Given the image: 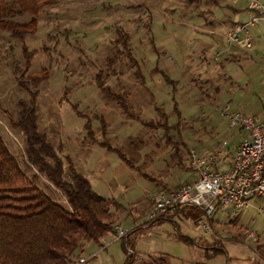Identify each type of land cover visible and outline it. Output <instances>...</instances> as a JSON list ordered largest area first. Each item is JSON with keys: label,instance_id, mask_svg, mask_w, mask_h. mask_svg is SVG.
I'll list each match as a JSON object with an SVG mask.
<instances>
[{"label": "rangeland", "instance_id": "obj_1", "mask_svg": "<svg viewBox=\"0 0 264 264\" xmlns=\"http://www.w3.org/2000/svg\"><path fill=\"white\" fill-rule=\"evenodd\" d=\"M245 4L247 0H48L34 16L35 32L27 34L24 39L15 38L0 28V134L26 176L36 178L39 187L54 201L71 209L64 192L29 161L21 132L12 125L16 122V113L27 106L33 108L37 130L47 136L61 158L65 178L68 179L71 165L88 178L99 194L118 201L120 204L114 211L126 229L133 226V221L136 225L145 224L143 212L147 213L152 207L150 192L165 182L178 185L190 177L191 170L169 156L174 147L184 158L187 156L186 149L215 155L217 161L214 166L217 169L228 161L229 155V165L235 150L230 154V149L240 140L244 130L231 126L219 108L229 104L231 109L240 110L256 119L262 118L264 110L261 117L258 115L264 108V18L247 27L254 39L247 51L236 43L228 44L240 50L235 51V55L238 54L242 63L230 62L226 70L228 75H231L230 69L244 73L239 83L233 85L231 77L221 80L218 73H213L212 78L222 89L219 98V89L210 90L213 102L200 100L199 104L197 94L176 97L185 119L180 124L178 136L170 130L172 141L169 142L172 143L165 141V131L158 124L161 121L155 124L158 129H152L136 118L125 119L117 107L103 99L95 86L94 75L97 68L104 66L103 59L110 52L112 44L109 41L113 42L116 38L115 30L126 32L132 53L144 74V81L130 71L128 76L122 74L121 81L116 84L113 79L107 80L127 91L126 98L131 104L132 113L139 112V117L145 121L154 115L156 121L158 116L148 102L159 99L165 107L171 103L168 97H163L168 96L170 85L167 88L163 76L151 72L154 65L169 56L180 63L187 45L189 49H193L196 42L208 46L209 40L191 24L193 21L197 25L202 22L199 15L205 14L203 19L206 21L211 10L216 17H227L221 14V8L233 13L232 8L237 6L242 7L238 9L239 22H248L243 7ZM200 10L204 12L200 13ZM180 18L185 21L184 24L175 22ZM30 19L29 13L13 17L18 22H28ZM198 26L209 27L208 23ZM184 32L186 35L182 36ZM152 44L156 46L155 51ZM24 48L33 51L29 63L23 55ZM213 64L216 72L221 74L216 60ZM196 71L192 68L187 74L192 79L198 74ZM167 73L170 77L175 74ZM229 99L231 103L227 102ZM247 102L251 103L250 107L246 106ZM100 116L106 123L107 132L103 137L107 138L104 139L126 156H141L139 159L142 161L137 167H128L114 150L107 151L91 142L83 123L89 119L90 129L95 130L96 138L104 141L99 137V130H104L99 128ZM144 159L147 162L142 165ZM244 220L245 225L259 235V241L256 234L249 235L250 245L238 251L239 256L243 257L240 259L242 261L249 255L256 262L254 264H264V209L254 213L247 211ZM197 225L200 227V221ZM109 233L112 236L113 232ZM182 243L173 239L165 250L175 257L171 264H197L195 259L203 258L198 248ZM108 245V241H103L100 247ZM140 246V250H146V242L142 238ZM246 250L250 254L247 255ZM88 257H82L80 261ZM152 258L154 255L145 254L132 264H152ZM221 259L225 258L219 256L214 262L225 264L226 259Z\"/></svg>", "mask_w": 264, "mask_h": 264}, {"label": "trees", "instance_id": "obj_2", "mask_svg": "<svg viewBox=\"0 0 264 264\" xmlns=\"http://www.w3.org/2000/svg\"><path fill=\"white\" fill-rule=\"evenodd\" d=\"M47 1L0 0V28L5 29L15 38L24 39L27 34L35 32L36 22L33 20L34 16L47 4ZM26 13L31 14V19L28 22L13 20L14 16ZM115 32L116 38L113 42L109 41V43H112L110 52L103 59L104 66L97 68L94 75L97 90H99L103 99L119 109L125 119L128 117L136 118L144 126L152 129H158L155 124L161 121L158 124L159 128L162 127L163 131H165V141L172 143L169 142L172 141L170 130L178 136L180 134V124L185 119L183 116L184 112L180 109L176 97L179 98L184 95L191 97V95L197 94L199 98L196 100H198L199 104H201L200 100L211 103L213 99L210 96V90L219 89L217 94L219 98L222 89L216 84L212 76L204 78L200 74L196 75L195 78L189 79L183 85L175 83L168 75L167 70L164 71V69L160 68L157 62L151 72L162 75L167 88L170 85L168 96L164 95L163 97H165L164 99L168 97L171 104L165 107L163 106L164 103L160 102L159 99L148 102L150 108L156 112L158 119L155 121V116L153 115L148 120H143V118L139 117V112H135V114L131 112V104L126 98L128 96L127 91L120 86L115 87L107 80L113 79L116 84V82L121 81L122 74H127L126 76H128L130 71L140 81H144V74L140 69V64L132 53L129 36L120 29H116ZM151 46L152 50L155 51L156 46L154 44ZM32 52V50L27 51L24 48L23 55L26 56L27 63L30 61ZM243 75L244 73L242 78ZM105 77L106 79H104ZM144 88L147 87L144 86ZM158 101L160 102L159 104ZM16 114V122L12 125L21 132L29 161L36 166L39 172L45 174L50 182L64 192L71 209H67L54 201L39 187L36 183V178L26 176L25 171L21 168L18 160L0 134V264L82 263L83 260L80 261V259H83L81 254L88 244L100 247L105 240L104 237L107 234L110 235L109 232L115 231V226L123 227L119 216L114 211L120 203L114 198L99 194L88 178L71 165H69L67 173L68 179L65 178L61 158L57 155L47 136L36 128L33 108L27 106L20 109ZM99 121V128L104 129L102 131L99 130V137H102L104 141L96 138L95 130L92 131L90 129L89 119H86L83 123V127L88 130L86 133L89 132L91 142L97 143L98 146L107 151L114 150L115 154L128 167H137L140 164L139 162L142 161L139 159L141 156H126L118 148L111 147L110 143L104 139L107 137H103L107 132L105 119L100 116ZM176 148L174 147L173 152L169 156L176 158L181 166L191 170V176L188 179H183V181H188L193 178L195 173L190 166L192 154L193 152L200 154V152L186 149L185 153L187 156L184 158ZM147 159L149 158L147 157ZM145 162H147L146 159L141 162L142 165ZM187 162L189 164H186ZM178 185L168 186L164 183L161 184V187H157L150 192L151 206L154 202L153 196L158 190H170ZM189 208L193 210L195 207ZM182 209L184 207L178 206L170 212L177 213ZM198 212L201 211L199 210ZM166 215L167 213L152 219H145V224H133L130 228L132 230L127 228V233H125L124 237L122 238L121 236L119 238L125 254L124 261L121 264H132L135 260V251L132 249L133 239L140 233L141 227L145 225L151 226L153 223L163 221L168 218ZM201 216H203L202 213ZM180 238L184 241H191L185 235ZM221 251L222 249L214 247L212 251L207 252L206 257H212ZM153 255L152 264H169L168 255L161 253L149 254V256Z\"/></svg>", "mask_w": 264, "mask_h": 264}, {"label": "crops", "instance_id": "obj_3", "mask_svg": "<svg viewBox=\"0 0 264 264\" xmlns=\"http://www.w3.org/2000/svg\"><path fill=\"white\" fill-rule=\"evenodd\" d=\"M248 1L249 0H247V4L243 5L247 17ZM261 2L264 4V0H261ZM175 7L178 8L179 6ZM239 8L242 7H233V13L228 9L226 10L224 8H221V14L224 13L227 15V17H216L214 15V12L210 10V16L206 17V21L203 19V17H205L203 15L205 14H203L202 16L199 15L198 18L202 22L198 25H201L202 23H208L209 27H199L197 24H195V21H193L191 24H193V28L200 30V34L204 35L209 40L208 46L196 42L194 48L189 49V45H187L186 51L183 55L181 54L180 63H176V61L169 56L168 59L163 58L158 66L164 70H167L171 74L175 73L173 76H171V79L175 83L177 82L181 85L191 79V77H189V75L187 74V71L192 68L197 70L196 72L204 78H209L213 73H218L221 80L229 76L231 77L232 84L236 85V83H239L242 78V72L230 69L229 72L231 73V75H228V73H226L230 62L235 64L242 63L241 58L235 55V51L238 52L239 49L236 47L228 46V44L230 43L225 40L224 36L225 32L227 31L224 30L226 27L239 22ZM202 12L204 11L200 10V13ZM175 22L184 24L185 21L180 18L175 20ZM252 27L254 26L252 25ZM193 30L194 29H192L191 35L193 34ZM181 35L184 36L186 34L184 32ZM245 50L247 51V49ZM213 52L214 56L212 55ZM215 60L219 64V70L221 74L218 71L216 72L217 69L213 64ZM231 101L232 100L229 99L227 102L231 103ZM250 104L251 103L247 102L246 106L250 107ZM263 110L264 108L261 110L258 117L262 116ZM238 142L239 140L237 141V143ZM237 143H235L234 146L230 149V154L235 149ZM228 161L220 164V169H225L228 166ZM165 184H167L168 186H174L176 183L172 184V182H165ZM263 209L264 203L260 197L250 198L249 203L244 207H235L232 204H228L223 207L218 205L213 213V216L208 221L209 228L206 230L197 225V222L201 221L200 219H202L201 212H198L199 210L197 208H193V210H191L189 207H184V209H182L181 211L179 210V212L177 213L170 212L168 213L169 215H166L168 218L164 219L163 221H160L154 225L152 224L149 227H146L147 225L141 227L140 233L137 234L133 239L134 246L132 249L133 251H135V259H140L145 254L149 255L161 253L168 255V262L169 264H171L172 259L175 257L171 256L170 253L165 252V250L167 249L169 243L174 239L183 242L182 244H185L186 246H189L191 248H198L203 258H200V260L195 259V262L197 264H218L214 262V260H216L219 256H223L226 259L225 264H254L256 262L253 261V258L248 255L250 254L249 251L246 250V254L248 255V257H246L242 261L240 258L243 257L239 256L238 251H240V249H246V247L250 245L251 239L249 235L256 234L245 225V213L247 211H249L250 213H254L256 211L260 212ZM145 213L146 212L144 211L143 215ZM164 222L168 223L166 224L168 227H153L155 225L166 226L162 224ZM134 223L135 222L133 221V224ZM182 235L187 236L191 239V241H184L182 238H180L182 237ZM256 235L258 237V240L256 239L258 242L259 235ZM104 238V241L109 242V245L107 247H94L93 245L88 244V246L84 248L81 257H89L83 262H87V264H121L124 261L125 254L123 251V247L121 245V242L120 244H118L120 240L113 239V237L109 234H107ZM141 238L146 242V250H140V248H142L140 246ZM257 242H255L254 244H256ZM135 246H137V248H135ZM214 247L222 249V251L212 257H206L207 252L212 251V248ZM228 250H231L230 253L228 252ZM230 256L232 257V259L230 258ZM250 258L252 262H250ZM225 259L221 260L224 261ZM77 264L82 263L77 262Z\"/></svg>", "mask_w": 264, "mask_h": 264}, {"label": "built area", "instance_id": "obj_4", "mask_svg": "<svg viewBox=\"0 0 264 264\" xmlns=\"http://www.w3.org/2000/svg\"><path fill=\"white\" fill-rule=\"evenodd\" d=\"M260 18H264V4L260 0H249L248 22H236L225 32V40L249 49L253 38L247 27ZM219 109L231 126L244 130L229 165L225 169H217L214 166L217 161L215 155L193 152L190 161L195 172L193 178L181 182L174 189L158 190L153 196L151 209L146 213V220L164 215L178 206L195 207L203 215L200 227L206 230L218 205L244 207L254 196L260 197L264 203V114L261 119H256L240 110L231 109L227 104ZM126 231L123 227L115 226L111 235L119 239Z\"/></svg>", "mask_w": 264, "mask_h": 264}, {"label": "bare ground", "instance_id": "obj_5", "mask_svg": "<svg viewBox=\"0 0 264 264\" xmlns=\"http://www.w3.org/2000/svg\"><path fill=\"white\" fill-rule=\"evenodd\" d=\"M135 227H136V226H135ZM130 228H131V227H129V229H130ZM133 228H134V227H133ZM137 229H138V228H137ZM137 229H136V231H137ZM130 230H132V229H130ZM128 232H129V230H128ZM126 233H127V232H126ZM124 235H125V234L122 235V238L124 237ZM125 238H126V237H125Z\"/></svg>", "mask_w": 264, "mask_h": 264}]
</instances>
